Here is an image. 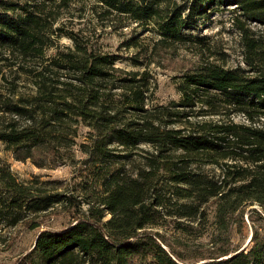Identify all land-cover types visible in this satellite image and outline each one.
I'll list each match as a JSON object with an SVG mask.
<instances>
[{
	"label": "trees",
	"instance_id": "trees-1",
	"mask_svg": "<svg viewBox=\"0 0 264 264\" xmlns=\"http://www.w3.org/2000/svg\"><path fill=\"white\" fill-rule=\"evenodd\" d=\"M71 1L0 0V49L43 57L47 33L59 30L51 28L58 11ZM96 8L111 15L114 28L126 20L151 24L157 42L164 45L201 44L203 36L189 30L227 10L244 39L246 66L206 62L188 68L176 82L177 99L145 107L146 70L116 67L120 56L92 50L68 32L73 48L41 61L44 65L31 75L32 94L7 106L16 119L0 128V141L14 159L29 158L44 167L69 157L65 151L84 124L88 131L79 147L83 162L91 167V185L98 190L93 194L90 180H84L81 188L89 195L77 198L59 191L57 180L16 181L1 163L0 220L14 225L58 204L71 217L58 229L39 230L18 264H264V232L254 230L241 249L225 248L189 260L167 250L164 234L152 229L165 224L171 213L202 217L200 207L210 200L219 203L215 208L220 217L242 201L264 206V128L218 120L194 121L192 128L168 126L183 121L192 109L198 115L219 114V106L241 112L249 121H264V39L249 28L251 22L264 25V0H95ZM134 43L128 39L125 44ZM140 144L152 150L132 173L105 164L114 145L132 150ZM225 159L250 164L221 166L233 183L226 190V178L218 183L200 170L202 164L219 165ZM174 222L182 231H196L186 222Z\"/></svg>",
	"mask_w": 264,
	"mask_h": 264
},
{
	"label": "rangeland",
	"instance_id": "rangeland-1",
	"mask_svg": "<svg viewBox=\"0 0 264 264\" xmlns=\"http://www.w3.org/2000/svg\"><path fill=\"white\" fill-rule=\"evenodd\" d=\"M176 1L181 3L183 0ZM94 2L95 0H73L68 7L58 11L51 28L59 27V30L47 33L48 39L44 46L43 57L23 56L16 50L0 49V128L16 119L7 106H12L19 97L28 96L34 91L31 75L34 70L44 65L45 61L44 63L41 61L55 51L73 48V40L66 35L68 32H73L77 42L92 50L120 56L114 63L116 67L127 71L146 70L149 75V87L146 92L145 107L166 105L177 99L176 82L181 72L188 68L206 62H214L225 68L246 66L244 39L232 25L227 10L215 12L208 20L189 30L190 34L203 36L201 43L203 45L192 41L164 45L157 42L158 34L151 24L143 27L137 22L126 20L124 23L126 25L114 28L115 23L110 20L111 15L105 16L99 8H96V11L92 9ZM249 28L255 36L264 39V25L251 22ZM128 39L135 43L127 46L125 43ZM131 57L137 58L140 63H133ZM218 108L220 113L212 115H198L196 109H192L189 111L192 113L181 118L183 121H174L168 126L192 128L194 121L218 120L264 128L261 117L249 121L241 112H234L222 106ZM176 118L178 120L179 117ZM186 120L191 124L186 123ZM87 131L84 124H80L73 145L65 151L69 157H60L44 167H38L29 158L23 161L14 159L12 152L5 150L0 141V165L6 163L16 181L27 182L35 178L57 180L60 182L59 191L68 192L77 198H85L83 194L88 197L89 193L81 186L84 180H90L91 167L83 162L85 154L79 147V143L86 140ZM151 150L147 144H140L132 150H124L114 145L105 164L132 173L138 165H143V157ZM218 164H202L200 170L218 183L226 178L223 186L226 190L233 183L230 182V177H226V173L222 172L221 166L226 167V164L244 166L249 163L244 164L238 159H225ZM87 184L91 192L96 194L98 189L95 185H91V180ZM217 204L219 203L214 200L203 204L200 208L205 211V215L199 218H180L175 213H171L166 217L165 224L154 226L152 229L164 234L166 242L170 244V246L165 245L167 250L178 252L189 260L225 248L241 249L247 245L254 230L264 232V206L257 202L249 203V200L242 201L235 211L220 217L216 216ZM82 208H85L84 204ZM173 208L174 206L170 210ZM69 214L62 204H58L44 213L29 216L25 221L14 225L0 220V264H18V260L33 247L39 230L58 229L64 226L71 218ZM108 216L109 214L106 213L104 218ZM175 220L194 226L196 231L189 228L186 229L189 231L178 229ZM34 223L38 224L33 226Z\"/></svg>",
	"mask_w": 264,
	"mask_h": 264
}]
</instances>
